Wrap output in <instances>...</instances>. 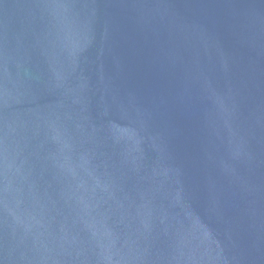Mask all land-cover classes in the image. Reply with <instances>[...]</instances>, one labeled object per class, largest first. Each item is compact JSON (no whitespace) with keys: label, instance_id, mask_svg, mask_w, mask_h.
I'll use <instances>...</instances> for the list:
<instances>
[{"label":"water","instance_id":"obj_1","mask_svg":"<svg viewBox=\"0 0 264 264\" xmlns=\"http://www.w3.org/2000/svg\"><path fill=\"white\" fill-rule=\"evenodd\" d=\"M0 264H264V0H0Z\"/></svg>","mask_w":264,"mask_h":264}]
</instances>
